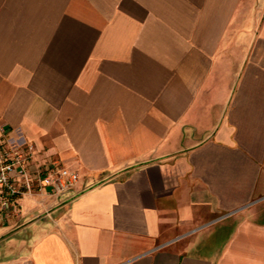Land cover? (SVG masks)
<instances>
[{
  "label": "crops",
  "instance_id": "0c3cea01",
  "mask_svg": "<svg viewBox=\"0 0 264 264\" xmlns=\"http://www.w3.org/2000/svg\"><path fill=\"white\" fill-rule=\"evenodd\" d=\"M0 124V264H264V0H0Z\"/></svg>",
  "mask_w": 264,
  "mask_h": 264
},
{
  "label": "built area",
  "instance_id": "2783aa9c",
  "mask_svg": "<svg viewBox=\"0 0 264 264\" xmlns=\"http://www.w3.org/2000/svg\"><path fill=\"white\" fill-rule=\"evenodd\" d=\"M34 146L21 138L9 137L0 124V221L12 215L11 205L33 192L58 196L77 182V174L51 161L49 168L33 174L28 165Z\"/></svg>",
  "mask_w": 264,
  "mask_h": 264
}]
</instances>
